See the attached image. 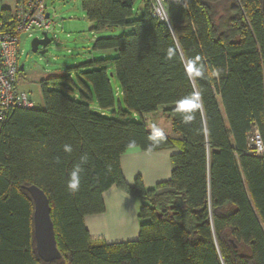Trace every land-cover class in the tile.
I'll list each match as a JSON object with an SVG mask.
<instances>
[{"label": "trees", "instance_id": "obj_1", "mask_svg": "<svg viewBox=\"0 0 264 264\" xmlns=\"http://www.w3.org/2000/svg\"><path fill=\"white\" fill-rule=\"evenodd\" d=\"M80 0L95 39L110 52L68 76L39 83L43 107L16 108L0 126V264H264V15L262 0ZM93 104L95 107L93 108ZM164 108L177 139L152 133L141 115ZM139 117V118H137ZM170 156L166 182L128 185V149ZM49 199L61 258L36 252L33 202ZM74 186V187H73ZM116 187L139 203L136 241L91 240L86 216Z\"/></svg>", "mask_w": 264, "mask_h": 264}, {"label": "rangeland", "instance_id": "obj_2", "mask_svg": "<svg viewBox=\"0 0 264 264\" xmlns=\"http://www.w3.org/2000/svg\"><path fill=\"white\" fill-rule=\"evenodd\" d=\"M3 6L12 9L13 2L7 0ZM46 6L53 26L48 37L51 43L46 47L45 53L43 55L32 53V39L26 36L20 37L19 44L21 55L18 63L19 66L23 65V70L18 73L17 84L21 91L29 93L36 108L42 104L40 81L68 76L70 81L66 85L76 94L79 88L76 70L86 62L102 57L101 53L92 50L93 41L118 37L126 32L124 29H115L92 33L91 25L81 10L80 0H46ZM141 11L142 0H137L134 5V16L138 18ZM53 34L56 36L54 41ZM37 35L34 34V38ZM41 50L39 47L38 51ZM115 56V53L108 55V57ZM163 110L164 108L158 109V115L163 114ZM141 202L139 200V203Z\"/></svg>", "mask_w": 264, "mask_h": 264}, {"label": "crops", "instance_id": "obj_3", "mask_svg": "<svg viewBox=\"0 0 264 264\" xmlns=\"http://www.w3.org/2000/svg\"><path fill=\"white\" fill-rule=\"evenodd\" d=\"M109 53L102 52L101 54ZM42 107L43 102L38 108ZM92 107L94 108L95 105L93 104ZM140 118L148 131L177 139L172 132L169 120L164 114L158 115V110L151 114L141 115ZM177 152V148L146 152L137 148L128 149L119 159L120 170L125 182L133 185L134 181L140 178L145 189H152L168 181L171 175L170 156ZM101 198L104 206L103 213L86 216L83 220L90 239L107 244L136 241L140 225L137 218L139 200L116 187L105 191Z\"/></svg>", "mask_w": 264, "mask_h": 264}, {"label": "built area", "instance_id": "obj_4", "mask_svg": "<svg viewBox=\"0 0 264 264\" xmlns=\"http://www.w3.org/2000/svg\"><path fill=\"white\" fill-rule=\"evenodd\" d=\"M5 1L0 0V126L10 110L34 107L29 94L21 91L17 84L21 71L18 63L20 37L34 39V34H38L35 38L42 39V33L49 37L53 26L46 0H11L12 9L4 8ZM163 1L156 0L153 12L165 20ZM55 38L53 34V41ZM248 149L258 156L264 154V142L256 130L248 137Z\"/></svg>", "mask_w": 264, "mask_h": 264}, {"label": "water", "instance_id": "obj_5", "mask_svg": "<svg viewBox=\"0 0 264 264\" xmlns=\"http://www.w3.org/2000/svg\"><path fill=\"white\" fill-rule=\"evenodd\" d=\"M262 12L264 15V0H262ZM41 37L42 39H32V53L43 55L46 47L51 43L46 33H42ZM39 47H41V51H38ZM20 70H23V65L20 66ZM25 189L33 202V236L37 255L46 263L58 260L61 258V255L56 245L49 199L45 193L36 186H29Z\"/></svg>", "mask_w": 264, "mask_h": 264}, {"label": "clouds", "instance_id": "obj_6", "mask_svg": "<svg viewBox=\"0 0 264 264\" xmlns=\"http://www.w3.org/2000/svg\"><path fill=\"white\" fill-rule=\"evenodd\" d=\"M74 187V186H73Z\"/></svg>", "mask_w": 264, "mask_h": 264}]
</instances>
